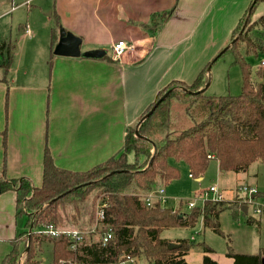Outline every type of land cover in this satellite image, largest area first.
<instances>
[{
  "label": "crops",
  "instance_id": "obj_1",
  "mask_svg": "<svg viewBox=\"0 0 264 264\" xmlns=\"http://www.w3.org/2000/svg\"><path fill=\"white\" fill-rule=\"evenodd\" d=\"M251 2L0 0V43L15 44L9 73L4 75L0 70V177L25 176L40 186L47 149L58 166L73 170H88L118 153L129 126L137 122L162 88L173 80L193 82L228 44ZM48 9L52 19L39 13ZM263 11L264 2L253 18ZM155 15L160 28L153 32ZM61 28L81 37L82 51L105 49L106 55L86 58L55 54ZM16 29L17 38H13ZM119 40L135 45V50L116 59L112 48ZM216 163L223 170L218 160ZM257 185L251 184L264 192ZM247 206L245 214L250 211ZM16 211L15 192L2 193L0 264L11 250V240L25 229L26 217H17ZM263 217L264 213L249 218L255 219L261 229ZM224 237L232 239L230 234ZM204 242L213 249L208 255L218 264H234L228 252V257L217 256ZM254 243L256 252L234 251L258 254L264 250L260 238ZM205 254V250L198 252L193 246L186 260L203 264Z\"/></svg>",
  "mask_w": 264,
  "mask_h": 264
},
{
  "label": "trees",
  "instance_id": "obj_2",
  "mask_svg": "<svg viewBox=\"0 0 264 264\" xmlns=\"http://www.w3.org/2000/svg\"><path fill=\"white\" fill-rule=\"evenodd\" d=\"M261 2L264 0H252L232 31L230 43L234 42L223 47L217 57L229 50L234 53V63L240 65L243 75L240 94L204 96L200 90L210 82L207 70L210 61L193 82L173 80L162 88L142 116L169 91L166 98L147 118L141 121V116L136 124L129 126L123 147L107 160L88 170L67 169L58 166L47 149L40 186L25 176L0 177V195L14 191L16 215L26 217L25 229L11 240V250L2 264H40L46 243L52 247L50 264H118L142 256L149 264H190L186 255L194 246L193 240H175L179 246L171 248L173 240L162 237L164 230L194 227L202 219L205 227L228 237L220 216L225 210H230L235 218L244 212L247 204L239 196L231 201L209 199L183 212L181 205L173 209L161 201L147 205L143 195L159 182L168 185L178 180L180 163L198 178L205 175L211 159H217L221 169L238 173L254 161H264V66L260 65L252 78V66L245 59L248 54L264 53L263 39L253 34L256 27H264V14L253 19L254 10ZM159 24L160 20L153 16V32L160 28ZM0 54L3 56L0 70L7 75L14 60L15 44L0 43ZM196 106H202V115L193 111ZM130 187L135 191L129 192ZM94 190L95 200L88 211L85 201ZM259 195L264 196V192ZM99 197L100 202L108 204L104 223L86 237L93 239L95 234H100L98 239L88 242L85 238L74 247L66 235L42 232L49 225L87 230L96 220ZM70 205L73 212L68 210ZM84 209L89 216L88 228L78 225ZM69 219L77 227L63 225ZM255 221L249 218L250 223ZM108 232L112 237L103 244L102 236ZM202 244L206 252L203 264H218L207 253L213 249L205 242ZM228 255L233 257L234 264H263L264 250L258 254L237 253L229 244Z\"/></svg>",
  "mask_w": 264,
  "mask_h": 264
},
{
  "label": "rangeland",
  "instance_id": "obj_3",
  "mask_svg": "<svg viewBox=\"0 0 264 264\" xmlns=\"http://www.w3.org/2000/svg\"><path fill=\"white\" fill-rule=\"evenodd\" d=\"M30 3L31 1L28 4L30 5ZM34 3L35 2H32V5ZM261 3H259L255 8L256 11L261 8ZM49 11L50 9H48L47 11L42 10L39 11V13L44 14L47 18H51V16L49 15ZM253 19L255 20L257 18ZM17 32L18 30L16 29V31H14L13 33V38H17ZM253 34L256 37H261L264 43V27H256L253 31ZM229 43L230 39H228V44ZM108 51L109 53H111L110 49ZM217 55H215L211 59L212 64L208 66L211 67L209 71L210 86L204 91V96L209 97L218 95L240 94L243 85V75L240 65L234 63V53L229 50L222 56H220L216 61L213 60ZM245 59L252 66V78H255L256 70L261 65V61L264 59V53L260 54L259 56H256L255 54H248L245 56ZM201 107L202 106H196L193 111L196 112L197 115H202ZM175 112L176 115L179 114V110L176 109ZM216 162L217 159H211L212 166H209L204 175V179L202 180H197L196 178L191 176L186 165L184 163H180L181 177L178 180L172 181L168 185H164L163 183L159 182L153 187V190L157 191L161 187H164L166 189V203H164V206L175 209L180 207L181 205L183 212H188L191 208L188 206L187 201L191 198H195L197 193L203 190H208L212 185L217 186L221 192L223 191L224 193H222L224 199L227 200L234 199L236 194H244L239 190V185L241 184H258L264 189V161H254L250 165V167L244 171L245 174L243 175L237 174L238 172H234L231 170H220ZM132 189L133 187H130L128 191L131 192ZM133 191H135V189H133ZM95 193L96 191L94 190L85 201V203L89 205L87 206L88 211L94 203ZM208 195L212 198L215 193L208 192ZM99 202L100 197L96 200V220L94 224L90 227L89 216L85 214L87 213V210L84 209V211H82V215L79 217L78 225L85 226L86 228L90 227L87 230H90L94 227L95 223L97 222V209ZM196 203H198V205H202L203 198H197ZM249 207V213L245 214L244 212H240L238 219L234 218L230 210H225L222 212L221 225L224 231L230 234L232 238L231 241H229V238L227 239L226 237L218 234L212 229L204 227L202 219H200L194 227H176L166 229L162 232V236L170 238H191L192 236H194V250L199 252V249H202V251H204L205 249L201 244L202 242L206 241L214 248V251L212 253L217 256L224 255L225 257H228L226 255L228 252L227 242H229L230 244L232 243V247L237 252H256L257 244L254 243V241L260 238L261 242L264 243V219L262 220L263 227H261V229H258L256 223H250L249 217H258V215L254 212V205L249 204ZM68 210L69 212L74 211L71 205L69 206ZM63 223H66L63 225L77 227L71 219H69L68 221L65 220L63 221ZM99 236L100 234H95L93 237L95 239H98ZM40 260V264H50L52 261V247L48 243L44 244ZM118 264H149V261L142 256L137 259H128Z\"/></svg>",
  "mask_w": 264,
  "mask_h": 264
},
{
  "label": "built area",
  "instance_id": "obj_4",
  "mask_svg": "<svg viewBox=\"0 0 264 264\" xmlns=\"http://www.w3.org/2000/svg\"><path fill=\"white\" fill-rule=\"evenodd\" d=\"M29 32V30L27 31ZM129 50H135V45L128 43L125 40H119L113 44L112 52L113 57L118 59L119 57L123 56L126 52ZM261 65L264 66V59L261 61ZM209 157H212V155H209ZM193 176L192 174H190ZM239 190L242 191L244 194H239V197L243 199V202L245 204H252L254 205V212L260 216L264 213V196H260V190L256 186L251 185H241L239 187ZM208 192H214V197H209ZM166 189L164 187H161L159 190L154 191L150 190L149 192L145 193L143 195V198L147 205H152L156 201H161L162 204L166 203ZM202 197L203 202L209 199L213 200H220L224 199L222 193L220 192V189L212 185L208 190H203L196 194L195 198H191L187 201L188 206L190 208L198 205L196 203V199ZM108 206L107 203L99 202L98 209H97V222L95 223L94 227L89 230H82L79 228H71V227H56L54 225H49L45 227L42 232L47 235H53V236H60V235H66L70 237L73 241V246L75 247L77 243L82 242L87 235L88 232H94L97 228H99L103 223L105 219V209ZM112 237V233L108 232L105 235L102 236V242L103 244H106L108 240Z\"/></svg>",
  "mask_w": 264,
  "mask_h": 264
},
{
  "label": "water",
  "instance_id": "obj_5",
  "mask_svg": "<svg viewBox=\"0 0 264 264\" xmlns=\"http://www.w3.org/2000/svg\"><path fill=\"white\" fill-rule=\"evenodd\" d=\"M248 23V18L245 21L244 25H243V29H245V27L247 26ZM60 40L57 43L55 49H54V53L58 54V55H63V56H73V57H86V58H102L106 55L107 51L105 49H91V50H87V51H82L81 49V44H82V39L81 37L77 36L75 33H73L72 31H67L63 28H61L60 30ZM234 41H232L230 44H232ZM230 45H227V47ZM225 50V49H224ZM223 50V51H224ZM222 51V52H223ZM219 55V54H218ZM218 55L216 56L215 59H217ZM211 67H208V71H210ZM210 86V82H208L206 84V86L201 89L200 91H205L208 87ZM169 94V91H167L154 105V107H152L150 109V111H148L147 113H145L142 118L141 121L144 120L145 118H147L155 109V107L166 98V96ZM137 134L142 137L141 134L138 133L137 130ZM244 212L247 213L248 212V206L245 205V207L243 208ZM179 243L175 242V241H171L170 242V247H178ZM263 264H264V259H263Z\"/></svg>",
  "mask_w": 264,
  "mask_h": 264
}]
</instances>
